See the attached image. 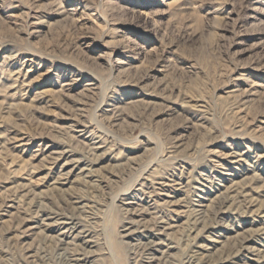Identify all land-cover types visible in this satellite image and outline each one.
Returning <instances> with one entry per match:
<instances>
[{"label": "rangeland", "instance_id": "rangeland-1", "mask_svg": "<svg viewBox=\"0 0 264 264\" xmlns=\"http://www.w3.org/2000/svg\"><path fill=\"white\" fill-rule=\"evenodd\" d=\"M0 137V264H71L76 251L82 264H147V235L167 209L123 235L148 204L137 190L147 180L181 182L191 199L227 181L260 206L264 0H0ZM62 149L86 156L99 185L41 184L46 155ZM78 195L97 247L26 231L29 212L73 214ZM222 201L199 224L202 241L224 238L216 259L260 227L258 206L229 216ZM188 233L177 229L181 248L152 264H183Z\"/></svg>", "mask_w": 264, "mask_h": 264}, {"label": "bare ground", "instance_id": "bare-ground-1", "mask_svg": "<svg viewBox=\"0 0 264 264\" xmlns=\"http://www.w3.org/2000/svg\"><path fill=\"white\" fill-rule=\"evenodd\" d=\"M101 140L93 141V145L95 146L94 149L100 150L108 147L107 144ZM2 147L3 142L0 137V148ZM241 155L242 154H239L237 157ZM83 158L71 155L70 151L66 149L52 151L49 155H46L45 162H43L46 174L41 178V184H46L53 188H62L63 186L75 184L76 182H78V184L89 183L91 186L99 185V180L95 178V168L93 169V165H90L87 160ZM223 179L226 181V178ZM139 185L137 190L141 191V193L148 198V204L145 206L140 204L143 208H135L134 212H132L134 217L128 220V225L126 224V233L123 234L125 237L132 238L133 236H138L141 228L139 225H143V222L147 221H144L145 214H153L154 216L164 209H167L170 213L169 218L165 219L157 216L152 222V230L156 232L147 235L151 241L150 245H144V250L148 254V257L147 261L143 258V262L152 264L158 258V254L162 257L167 255L172 256L175 250L181 248L174 240L173 233L184 226L189 232L188 237H192L193 245L190 249L185 251L183 264H264V203H261L260 206L256 205L253 199L248 197L249 194H244L243 189L242 191H237L235 183L228 185L226 181L219 185L217 184V186L214 187L215 192L212 195L213 197H208V190L200 189L196 197L192 199L189 198L188 194L184 191V185L181 182L156 179L151 181L147 180V182L140 183ZM157 189L160 191L156 193ZM121 195L122 206L130 212V209H134V201L129 198L127 191L123 192ZM220 198L223 199V208L225 207L220 213L229 216L232 213H236L235 211H238L242 205L250 209L253 206H258L257 209L252 210V214H255L254 221L259 222L260 227L256 231L258 237L256 238L255 236V238H253L252 235L245 236L234 255L232 253L227 255L221 254L219 258L216 259L214 258L215 249L218 245L224 243V238H210L208 241H202L206 231L205 229H199V224L200 220L203 219L212 205V202ZM74 203L75 205L72 208L74 213L70 215H64L58 212L46 213L41 210L40 212H33L32 210L24 219V225L27 226L26 231L40 232L43 234L55 233L58 241L63 244H74L76 247L83 246L84 248L89 247L91 249L97 247L98 241H95L93 237L88 234L83 219L78 216L79 211L83 212L86 208L83 196H76ZM8 207H13V205L10 204ZM8 212L10 213L9 210ZM188 227L189 230L187 229ZM232 230V228H226L224 229V233L228 234ZM225 238H227V236H225ZM77 252L78 251H76V254ZM76 254H72L71 264H82L83 262H87V259L80 258L76 256ZM86 256L92 257L90 251L86 253Z\"/></svg>", "mask_w": 264, "mask_h": 264}]
</instances>
